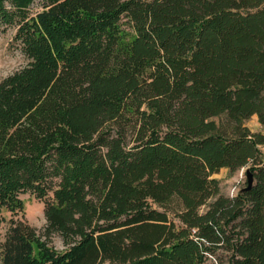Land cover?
<instances>
[{
	"label": "trees",
	"instance_id": "obj_1",
	"mask_svg": "<svg viewBox=\"0 0 264 264\" xmlns=\"http://www.w3.org/2000/svg\"><path fill=\"white\" fill-rule=\"evenodd\" d=\"M8 28L0 264H264V0H0Z\"/></svg>",
	"mask_w": 264,
	"mask_h": 264
},
{
	"label": "rangeland",
	"instance_id": "obj_2",
	"mask_svg": "<svg viewBox=\"0 0 264 264\" xmlns=\"http://www.w3.org/2000/svg\"><path fill=\"white\" fill-rule=\"evenodd\" d=\"M14 32V28H8L3 32L0 31V77L26 63V59L21 54L17 44L13 40ZM246 124L252 130L261 129L264 131V128L257 122L255 115L248 118ZM261 149L264 153V144L261 146ZM246 168L247 166H242L233 172H229L226 168H221L215 173L214 176L218 177L220 181V191L227 195L236 193L238 189L243 186ZM21 197L26 219L35 226H42L45 223L42 201L33 197L29 193H23L21 194ZM53 243L56 247H62L58 234L53 236Z\"/></svg>",
	"mask_w": 264,
	"mask_h": 264
},
{
	"label": "water",
	"instance_id": "obj_3",
	"mask_svg": "<svg viewBox=\"0 0 264 264\" xmlns=\"http://www.w3.org/2000/svg\"><path fill=\"white\" fill-rule=\"evenodd\" d=\"M245 176H246V183H247V187H248V186H250L251 181H252V173L248 167L245 169Z\"/></svg>",
	"mask_w": 264,
	"mask_h": 264
}]
</instances>
